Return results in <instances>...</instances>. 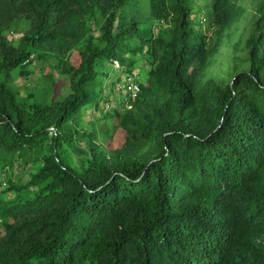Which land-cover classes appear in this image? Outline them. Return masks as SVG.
I'll return each instance as SVG.
<instances>
[{
    "label": "trees",
    "instance_id": "obj_1",
    "mask_svg": "<svg viewBox=\"0 0 264 264\" xmlns=\"http://www.w3.org/2000/svg\"><path fill=\"white\" fill-rule=\"evenodd\" d=\"M210 5L212 42L191 0H0V148L37 163L0 195V264H264V0L243 40L247 66L228 80L205 70L245 8ZM156 18L168 34H153ZM37 52L68 76L66 94L27 100L12 86ZM138 52L150 68L116 113L123 140L107 149L90 135L75 164L63 147L97 66L130 68Z\"/></svg>",
    "mask_w": 264,
    "mask_h": 264
},
{
    "label": "rangeland",
    "instance_id": "obj_2",
    "mask_svg": "<svg viewBox=\"0 0 264 264\" xmlns=\"http://www.w3.org/2000/svg\"><path fill=\"white\" fill-rule=\"evenodd\" d=\"M245 8V12L234 23L221 31L220 44L213 56V62L205 70L206 77L223 78L228 80L230 76L244 68L247 63L242 61L245 54L243 40L249 34L251 24L256 15L255 10L260 0H238ZM192 18L195 22L194 29L203 31L210 36L211 42L215 37L217 26L214 22V14L210 0H191ZM99 18H92V31L98 32ZM171 24L164 18L153 19V34L158 32L169 33ZM10 38H17L21 33L18 31L7 32ZM137 42H141L137 39ZM127 58L134 57L135 62L130 68H126L120 62H107L98 65L99 73L93 85V100L85 104L80 112L77 126V133L74 143H65L64 150L75 164H80L82 157L86 156L88 137L96 134L94 139L107 149L119 145L123 140V131L116 125V113L126 108L122 100V76L129 72L138 71L143 81L150 68L148 57L138 52L134 56L128 53ZM80 58L78 51L73 53L74 62ZM22 73L20 68L12 72L11 84L20 93V96L27 99H46L49 96L58 97L70 90L69 78L62 73L53 56L46 59L34 54L30 60L25 61ZM51 77V78H49ZM95 132V133H94ZM0 157L3 159L0 166V195L5 197L13 196L14 191H7L10 182L27 180L32 171L37 167L31 159V154L23 156L11 154L0 148Z\"/></svg>",
    "mask_w": 264,
    "mask_h": 264
},
{
    "label": "built area",
    "instance_id": "obj_3",
    "mask_svg": "<svg viewBox=\"0 0 264 264\" xmlns=\"http://www.w3.org/2000/svg\"><path fill=\"white\" fill-rule=\"evenodd\" d=\"M34 56V53H31L27 60H30ZM122 97L125 102L126 108L132 106V101L137 97L138 93L141 90V76L138 71L129 72L122 76Z\"/></svg>",
    "mask_w": 264,
    "mask_h": 264
}]
</instances>
